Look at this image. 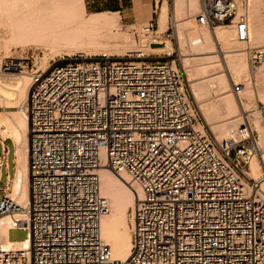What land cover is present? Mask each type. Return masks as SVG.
Listing matches in <instances>:
<instances>
[{
    "label": "built area",
    "instance_id": "1",
    "mask_svg": "<svg viewBox=\"0 0 264 264\" xmlns=\"http://www.w3.org/2000/svg\"><path fill=\"white\" fill-rule=\"evenodd\" d=\"M200 1L196 27L234 23L238 39L249 41L250 0ZM248 54L255 69L264 46ZM172 55L83 56L34 75L26 104L28 205L0 194V216H10L9 228H29L30 237H0V264H264V171L248 174L264 149L249 121L229 144L200 127ZM22 63L0 68L22 70ZM243 88L234 83L238 95ZM258 113L264 127V101ZM102 167L143 190L126 262L112 260L102 237L109 210Z\"/></svg>",
    "mask_w": 264,
    "mask_h": 264
},
{
    "label": "bare ground",
    "instance_id": "2",
    "mask_svg": "<svg viewBox=\"0 0 264 264\" xmlns=\"http://www.w3.org/2000/svg\"><path fill=\"white\" fill-rule=\"evenodd\" d=\"M141 5L138 0L136 8ZM200 8V0H175L174 4L179 58L187 74L192 100L203 118L200 127L208 128L219 143L229 144L237 138L239 127L249 121L263 150L264 127L258 104L264 101V64L250 71L248 48L264 46V0H250L248 42L238 39L234 23L219 24L215 28L194 26V16ZM148 9L151 14V5ZM168 10L165 1L158 16L161 29L167 26ZM120 18L119 12L111 10L87 12L85 0H0V51L5 49L6 55L11 53L10 45L25 47L28 43L40 44L50 57L112 53L133 56L138 50H148V37L142 36L141 43L136 45L133 35L120 29ZM189 26L193 30L188 32ZM164 47L171 55L172 42L168 41ZM46 53L37 72L47 64ZM33 73L26 67L20 73H5L0 68V103L17 107L8 113L0 111V136L12 139L15 144V171L8 195L22 206L29 202L26 104L36 72ZM236 81L244 84L239 95L231 89ZM263 171L264 154L261 158L253 157L249 176L257 178ZM99 174L102 193L109 203L102 219V237L112 248V260L126 262L132 250L135 208L144 197L143 190L130 183L125 173L118 175L102 167ZM10 225V216L0 217V237L5 243H8Z\"/></svg>",
    "mask_w": 264,
    "mask_h": 264
},
{
    "label": "rangeland",
    "instance_id": "3",
    "mask_svg": "<svg viewBox=\"0 0 264 264\" xmlns=\"http://www.w3.org/2000/svg\"><path fill=\"white\" fill-rule=\"evenodd\" d=\"M138 0H85L86 2V8H87V12H93V11H102V10H108V9H118L122 4H127L130 6V9L126 11V13L128 14L126 19H123L122 17L120 18L121 21V30L123 29L124 31H128L133 35V38L135 40V43L137 42L136 45H139V43H141V39L142 36H146L149 39V49L148 50H143L144 54L146 56H148L150 59H157L160 58V56H167V54H169V50L167 48H165V44L168 43V41H171L173 44V50H172V56L171 58H176L178 59V61H180V55H179V47H178V43H177V39H176V34H175V13H174V4H175V0H139L141 2V7L140 8H136V4H137ZM163 1V2H162ZM168 3L169 6V10H168V23L167 26L164 29L160 28V25L157 26V20H158V16H159V11L161 8V5L164 2ZM153 2V5H152ZM149 5H151L152 10H151V14H150V10ZM121 15V13H120ZM154 22L155 23V27L154 29H148L147 26L149 25L150 22ZM159 22V21H158ZM195 26V21L192 23ZM219 25V24H218ZM235 25V24H234ZM235 27V26H234ZM192 26L188 27V32L192 31ZM141 45V44H140ZM11 48V53H6L5 55V49L3 51V48L0 51V55L1 56V61H0V66L2 63L11 61L15 58H18L20 60H23V69L24 67H26L27 69H29L32 74H34L33 72L37 73V69L39 68V65H41L42 63V57L45 55V48L43 46H41L40 44H35V43H28L26 44L25 47L23 46H19V45H10ZM142 51V50H138L133 54H136L137 52ZM44 54V55H43ZM47 54V53H46ZM102 55L105 56H110L112 58H125V59H130V58H134L135 55L131 56V55H125L124 53L122 54H71V55H65V54H61V55H55L53 57H50V54L48 53V59H47V64H45V66L43 67L44 70H46L52 63H64L66 61L72 60V59H76V58H81L83 56H88V57H101ZM41 63V64H40ZM181 64V61H180ZM262 64H264V61L259 65L261 66ZM248 65H249V69L250 71H253L250 61L248 60ZM182 66V64H181ZM33 67V69H32ZM251 67V68H250ZM22 69V70H23ZM2 72L5 73H20L21 70H6V69H1ZM187 74L184 72V76L187 79ZM187 81V80H186ZM237 82V81H236ZM239 82V81H238ZM188 83V81H187ZM235 83V82H234ZM188 87L189 84H188ZM232 88V92H234L236 95L237 93L234 91V84H232L231 86ZM190 90V88H189ZM191 94V93H190ZM192 97V96H191ZM197 106V105H196ZM17 107L15 106H5L3 104L0 103V111L2 113H8V111L11 110H16ZM198 109V107H197ZM201 121H203V118L201 117L200 111L198 109ZM207 128V127H206ZM208 130V128H207ZM209 131V130H208ZM210 134L211 131H209ZM213 136V134H212ZM0 139L2 141H5L6 145H10L11 146V153H10V163H11V177L14 174L15 171V144L13 142L12 139L10 138H6L3 139L0 136ZM7 154H8V150L6 151H2L0 149V171L2 172V170L6 167L7 165ZM7 174V170L5 169V175ZM1 176V174H0ZM11 177L9 179V182L7 184H3L0 185V194L3 193V191L5 190L6 193L8 194V191L11 190L10 189V184H11ZM2 217V216H0ZM30 237V230L27 227H22V228H12L8 234V238L10 241L13 242H20V241H25L28 240Z\"/></svg>",
    "mask_w": 264,
    "mask_h": 264
},
{
    "label": "crops",
    "instance_id": "4",
    "mask_svg": "<svg viewBox=\"0 0 264 264\" xmlns=\"http://www.w3.org/2000/svg\"><path fill=\"white\" fill-rule=\"evenodd\" d=\"M152 5H153V2H152ZM129 9H130V6L124 3L118 9H113V10L108 9V10L93 11V12H103V11H110V10L113 11V12L116 11V12L121 13V17L123 19H126L127 15L129 14V13L127 14L126 11L129 10ZM156 23H157V26H159L158 20H157ZM0 149L2 151H5V150L7 151L8 150V154H7V160H8V162H7L6 167L2 170L1 176H0V185H3V184H7L9 182L10 177H11V163H10L11 146L10 145H6L5 144V141H2L0 139ZM5 169L7 170V174L6 175H5ZM11 229L12 228H9L8 229V234H9V232H10Z\"/></svg>",
    "mask_w": 264,
    "mask_h": 264
}]
</instances>
